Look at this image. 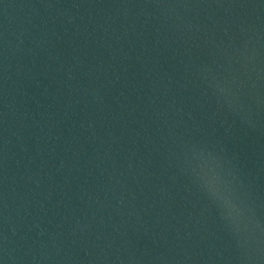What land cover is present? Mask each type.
Masks as SVG:
<instances>
[{
  "label": "water",
  "instance_id": "95a60500",
  "mask_svg": "<svg viewBox=\"0 0 264 264\" xmlns=\"http://www.w3.org/2000/svg\"><path fill=\"white\" fill-rule=\"evenodd\" d=\"M0 264H264V0H0Z\"/></svg>",
  "mask_w": 264,
  "mask_h": 264
}]
</instances>
